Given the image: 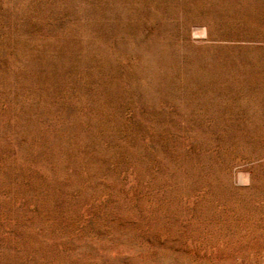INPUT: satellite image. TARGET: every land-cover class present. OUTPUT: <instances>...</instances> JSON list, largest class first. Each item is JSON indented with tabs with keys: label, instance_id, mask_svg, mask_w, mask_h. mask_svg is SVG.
Wrapping results in <instances>:
<instances>
[{
	"label": "rangeland",
	"instance_id": "374dc122",
	"mask_svg": "<svg viewBox=\"0 0 264 264\" xmlns=\"http://www.w3.org/2000/svg\"><path fill=\"white\" fill-rule=\"evenodd\" d=\"M0 264H264V0H0Z\"/></svg>",
	"mask_w": 264,
	"mask_h": 264
}]
</instances>
